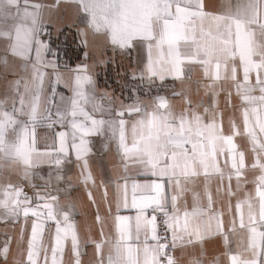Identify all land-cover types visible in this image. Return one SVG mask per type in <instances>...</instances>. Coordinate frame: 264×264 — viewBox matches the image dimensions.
<instances>
[{
	"label": "snow or ice",
	"instance_id": "6c2138e0",
	"mask_svg": "<svg viewBox=\"0 0 264 264\" xmlns=\"http://www.w3.org/2000/svg\"><path fill=\"white\" fill-rule=\"evenodd\" d=\"M82 12L87 14L88 26L94 32L105 33L113 45L121 48L131 47L133 41H140L147 47L148 58L145 71L150 77L165 74L181 76L186 64L198 63L202 66L204 75L215 82L231 80L240 95L242 102L250 105L242 109L244 133L249 137L255 155L253 168H259L260 175L256 177L255 197L238 201L237 212L240 214L241 229H247L248 244L243 250L249 252L251 258H245L243 252L229 254L230 264H264V44H257L251 25L258 24L261 35H264V0H237L233 8L225 13H212L204 10L203 0H75ZM7 6H17L18 0H0V14ZM39 8V5H33ZM36 12L24 11L21 22L13 24L7 30L0 29V38L9 42L13 55L27 58L35 42L37 63L42 62V48L46 45L36 39ZM31 18V27L23 22ZM6 64L7 61L5 60ZM49 66L56 67L53 62ZM36 78L41 81L43 73L33 66ZM86 68L77 69L74 77L72 92L62 109H57L56 123L63 125L69 119L72 129V148L76 150L77 158L88 151V141L85 137L102 131L105 125L113 137L118 134V151L122 158L140 165L145 174L155 177L143 184L133 182L131 185V207L136 210L134 218L115 217L117 238L112 245V252L107 257V264H176L175 258L168 251L177 246V241L192 243V237H200L202 229L206 232L208 225L202 218L212 214V199L207 193L208 205L204 208L199 196L194 194L193 207L181 210L177 207V196L172 197L171 209L167 207L165 183L184 191L181 181L191 182V178L204 175L218 174L223 178L224 171L220 167L219 157L228 154L231 169L237 179L245 168L244 153L237 151L234 138L239 135L235 122H231L232 134L225 135L222 126L215 117L210 123H203L202 117L195 111L183 112L176 116L171 111L165 97H157L154 108L147 111L139 104L129 106L116 113L117 120L96 119L92 113L97 108L92 104V112L87 105L92 102L90 87L92 78L79 73ZM242 73V80L239 75ZM256 74V82H251V75ZM59 78V77H58ZM14 88L18 90L20 81H15ZM259 91L260 95H253ZM42 87H38L30 99L19 98V107L13 99L10 110L0 101V160L10 159L27 169L34 166L37 152L35 140V123L41 118ZM28 89H25L27 95ZM163 110V111H162ZM47 113L46 108L43 109ZM208 109H205L207 113ZM138 113L139 118L131 126V144L126 136L127 121L122 117ZM254 118V123L249 116ZM21 117H27L22 119ZM44 118H50L48 114ZM30 125L32 127H30ZM258 129V132H257ZM259 133V135H258ZM68 133L60 132L59 152L67 154L66 137ZM79 137V144L76 143ZM259 149V151H257ZM229 160L226 159L227 165ZM60 163L59 160L56 161ZM86 167V163H85ZM127 167V166H126ZM232 173L228 175L231 180ZM86 179H91L89 176ZM123 205L129 207L128 182L122 186ZM3 198L0 207L7 208L12 215L31 214L36 218L32 224L31 238L28 242L27 260L36 264L35 257L41 250L40 241L43 237V220H55L56 230L52 247V264H60L57 254L63 253L64 241L71 237L75 256H79V238L75 225L69 220V213L58 206L56 196H41L42 205L30 207L31 199L24 194L23 189L13 185L0 188ZM229 194L231 191L229 189ZM22 198V199H21ZM252 199H258V218ZM247 205L248 223L245 224L243 205ZM119 208V202H118ZM151 208L153 212L163 215L165 231L171 232V240L158 233L156 215L148 218L145 211ZM218 217V214H216ZM62 217V221L60 219ZM99 220V217H97ZM63 222V227L61 223ZM222 228L218 219L217 230ZM236 224L233 221V230ZM143 234V241L140 237ZM149 239L154 243H149ZM227 243V236L225 237ZM97 254H100L102 244H97ZM45 264H47V250ZM7 246L3 249L6 258ZM75 264H79V259ZM103 264V261H101Z\"/></svg>",
	"mask_w": 264,
	"mask_h": 264
},
{
	"label": "crops",
	"instance_id": "0c3cea01",
	"mask_svg": "<svg viewBox=\"0 0 264 264\" xmlns=\"http://www.w3.org/2000/svg\"><path fill=\"white\" fill-rule=\"evenodd\" d=\"M237 0H203L204 10L212 13H225L233 8ZM39 5V8H33ZM17 6H7L0 14V29L7 30L10 26L21 22L25 10L36 12V39L46 45L42 48V62L37 63L35 42L27 58L13 55L9 42L0 38V101L10 110L13 99L19 107V98L25 96L30 99L38 87L42 99L41 118L35 123V140L37 152L34 166L27 169L10 159L0 160V188L13 185L23 189L31 199L32 208L42 205L43 200L36 199V194L41 196H56L58 206L62 211L69 213V220L74 223L75 231L79 238V256L74 255L71 237L64 241L62 260L57 254L60 264H107V257L112 252V245L117 238L115 230V217H132L133 221L137 212L131 205V185L133 182L146 183L155 177L145 174L140 165L122 158L118 151V134L113 137L107 125L101 132L85 137L88 141L86 153H77L72 148L71 126L69 119L63 125L56 123L57 109H62L65 101L73 95L72 85L77 69L86 68L81 75L92 78L90 87L92 102L87 105V110L92 112V104L97 110L92 113L96 119L117 120L121 117L117 112L129 106L139 104L147 111H151L157 97H165L174 115L183 112H197L207 124L216 121L222 126L225 135L232 134L231 122H235L239 135L234 138L238 152L244 153L245 168L237 179L231 169L228 154L219 157L220 167L224 171L221 178L218 174L205 177L203 174L191 178V182L181 181L184 191L167 184L164 178L165 197L167 207L171 209L172 197L177 196V207L189 210L193 207V196H199L200 204L207 208L208 196L212 199V214L202 218L207 224V231L203 229L201 236H193L192 243L188 238L178 240L174 248V255L179 264H230L229 254L243 252L245 258H251L249 252L243 250L248 244L247 229H241L240 214L237 212L238 201L255 197L256 177L260 175L259 168H253L255 155L249 137L244 133L242 109L250 105L242 102L240 95L231 80L215 82L204 75L203 68L198 63L186 64L183 74L179 77L165 74L150 77L145 71L148 52L145 44L133 41L131 47L121 48L113 45L108 36L103 32H94L88 26V17L85 16L78 3L67 0H18ZM264 19V17H261ZM31 27V18L23 21ZM255 33L254 40L257 44H264V35H261L259 25L250 26ZM43 29H48L52 37L64 34L68 43L81 46L80 56L74 57L71 64L64 65L49 48L50 41L41 35ZM66 31V33H65ZM7 61L5 64L4 61ZM53 62L56 67L49 66ZM43 73L42 83L36 78L33 66ZM113 74V81L102 79L103 72ZM109 76V75H107ZM59 77V78H58ZM239 79L242 80V73ZM255 84L256 74L250 77ZM15 81H20L18 90L14 88ZM28 89L25 95V89ZM253 95H260L259 91ZM48 110L44 113L43 109ZM205 109H208L207 113ZM163 111V110H162ZM50 114V118H44ZM27 119V117H21ZM127 121L126 136L131 144V126L139 118L138 113L129 115L125 112L122 117ZM253 121L254 118L249 116ZM30 127H32L30 125ZM68 133L66 137L67 154L58 151L60 138L58 133ZM258 132V129H257ZM259 135V133H258ZM264 139V137H262ZM76 143L79 144V137ZM259 151V149H257ZM229 160L228 164L225 161ZM60 163L57 164L56 161ZM264 162V154L261 155ZM86 163V167H85ZM127 166V167H126ZM232 173L231 180L228 175ZM91 179H86L88 176ZM127 178L129 207L123 205L122 186ZM229 189L231 195L229 194ZM0 193V199H2ZM22 199V198H21ZM119 202V208H118ZM258 218V199H252ZM151 208L145 215L151 218ZM245 224L248 223L247 205H243ZM218 214V217L216 216ZM99 217V220L97 219ZM62 221V217H60ZM218 219L222 221V228L217 230ZM36 218L31 214L23 215L22 210L18 215H12L7 208L0 207V264H29L27 260L28 242L31 238L32 224ZM233 221L236 228L233 230ZM44 232L40 241L41 250L35 257L36 264H45V251L47 250V264H52V247L56 230L55 220H41ZM63 227V222L61 223ZM264 231V228L260 229ZM227 236V243L225 237ZM141 241L144 237L141 234ZM149 243H154L149 239ZM97 244H102L100 254H97ZM7 246L5 258L3 249ZM264 260V256L261 257Z\"/></svg>",
	"mask_w": 264,
	"mask_h": 264
},
{
	"label": "built area",
	"instance_id": "2783aa9c",
	"mask_svg": "<svg viewBox=\"0 0 264 264\" xmlns=\"http://www.w3.org/2000/svg\"><path fill=\"white\" fill-rule=\"evenodd\" d=\"M66 33V31H65ZM67 34V33H66ZM41 35L45 37L47 40L50 41L49 48L54 52V54L60 59L62 64L64 65H69L71 64L72 60L74 57L80 56L81 53V46L78 44L73 43H68L65 40L64 34L60 33L58 36L52 37L49 34L48 29H43L41 31ZM112 70H109L108 72H103L101 74H104L105 76H102V79H106L107 81L112 80L113 81V74H111ZM109 75V76H107ZM152 215H156L157 217V224H158V233L161 237L167 236L168 240H171V232L165 231V228L163 226V220L164 217L161 213L159 212H153L152 209H150ZM170 254L175 258L174 255V249L170 248L168 250ZM176 260V258H175ZM176 264H179V262L176 260Z\"/></svg>",
	"mask_w": 264,
	"mask_h": 264
},
{
	"label": "rangeland",
	"instance_id": "374dc122",
	"mask_svg": "<svg viewBox=\"0 0 264 264\" xmlns=\"http://www.w3.org/2000/svg\"><path fill=\"white\" fill-rule=\"evenodd\" d=\"M67 1H73V2H75V0H67ZM76 3H77V2H76ZM83 14H84L85 16H87L86 13L83 12Z\"/></svg>",
	"mask_w": 264,
	"mask_h": 264
}]
</instances>
